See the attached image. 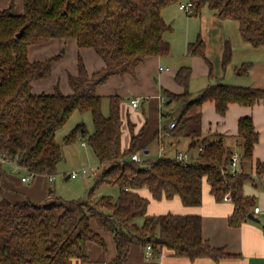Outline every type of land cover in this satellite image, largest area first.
Masks as SVG:
<instances>
[{
	"label": "trees",
	"instance_id": "16d2710c",
	"mask_svg": "<svg viewBox=\"0 0 264 264\" xmlns=\"http://www.w3.org/2000/svg\"><path fill=\"white\" fill-rule=\"evenodd\" d=\"M179 1L23 0V11L15 13L11 0L0 9V157L15 161L25 169L24 174L55 176L62 160L57 132L75 113L89 112L94 130L88 136V144L103 165L90 192L104 184H114L120 189L117 199L102 196L93 201L89 193L85 198L64 200L51 189L53 197L45 203H35L29 198L14 202L0 183V264H71L74 258L87 261L88 242L106 245L92 228V220L113 233L118 264H130L128 254L135 244L144 248L151 245L153 258H159L164 248L174 256L190 260L220 261L236 256L224 247L212 246L203 237L200 214H148L150 199L139 191L147 188L155 200L178 197L185 206L199 207L206 183L216 201L230 196L233 212L228 223L231 227L241 226L255 206L254 198L245 195L244 184L254 179L243 168L235 175L223 172L234 153L225 145L222 134L203 131L202 107L211 101L217 113L225 115L230 104L253 106L264 99V88L217 81L194 94L189 89L192 68L183 66L177 70L174 80L183 91L176 93L164 88L162 96L166 107L173 102L178 104V113L173 118L167 110L162 116L175 123L173 128L164 126V132L177 139H189L188 149L192 155L198 154L187 166L175 156L143 158V165L134 161L132 156L143 151L144 145H139L141 133H134V125L129 122L131 142L128 148L122 147V97L109 96V111L104 114V97L96 93L97 87L111 76L134 74L148 57L169 54L170 43L164 35L172 31V26L165 21L162 11ZM189 3L190 16H199L207 7L221 19L237 21L243 41L256 48L264 47V0H189ZM23 27L24 33L18 38L17 33ZM54 38H74L80 48L94 49L105 67L90 74L79 56L78 74L69 75L72 93L65 94L59 89L53 94H33L31 83L49 77L61 55L30 61L29 48ZM187 51L203 58L209 75H213V64L200 35L188 44ZM232 59L233 48L227 40L223 67ZM252 64L242 63L235 73L247 75ZM87 132L85 124L79 122L65 142L86 137ZM238 137L242 163L252 160L259 133L251 116L240 117ZM255 165V174L262 180L264 160ZM3 172L21 173L11 164H0V175ZM136 219H142V223Z\"/></svg>",
	"mask_w": 264,
	"mask_h": 264
},
{
	"label": "crops",
	"instance_id": "0c3cea01",
	"mask_svg": "<svg viewBox=\"0 0 264 264\" xmlns=\"http://www.w3.org/2000/svg\"><path fill=\"white\" fill-rule=\"evenodd\" d=\"M10 2L11 0H0V9L7 7ZM22 11L23 0H20L17 13H21ZM165 12H168V7L162 11V15L168 23L170 18L169 16L166 17L167 15L165 16ZM188 16L190 15L188 14ZM172 23H175V21L173 20V22H170L171 26ZM171 32H174L173 27ZM215 38L219 41L218 49L221 50L219 54L220 66L223 70H226V67L224 68L222 65V60L225 42L229 39H226L224 36L221 37L220 33L218 35L216 33ZM205 39L204 41L206 43L207 52L209 39ZM167 41L170 43L171 47L169 54L148 57L136 68L134 74L111 76L107 82L99 85L96 89V93L104 98H108L115 94H119L122 97L120 106L121 119L124 115L127 116L128 133L124 136L122 120L121 144L123 149L128 148L130 145V122L134 125V133H141L139 145H144V150L139 154L142 158V152L145 154H151L154 142H156L158 147L156 158L160 157V146L162 144L166 146V153L170 154L169 156H175L178 152L186 151L193 154V152L188 149L190 143L189 139H177L171 135H164V133H166L164 132V126L170 127L169 124L171 123V118L162 122L164 117L162 116L163 106H161L163 103V100L161 99L163 95L162 91L164 88L176 93H181L183 91V87L177 84L174 80L177 70L183 66H176V68L173 66L176 53L173 52L172 41ZM240 44L244 55H247L242 63L251 61L253 64L247 75H237L235 70L238 66H235L234 72H232L231 75L237 76L233 82L234 85L264 88V47L256 48L245 41ZM63 46H65V56L70 52L69 60H67L65 56L62 57L59 61L54 63L52 73L49 77L33 81L30 88L33 94H41L43 92L49 94L53 92L56 84L55 75L57 69L63 71L59 81L61 91L65 94L72 93V89L69 85V75L78 74L79 56H81L85 67L90 74L100 71L105 67L104 60L94 49L89 47L80 48L74 38H54L44 43L30 46L28 58L30 61L46 60L54 56V53L62 49ZM234 57L233 50V58ZM207 68L208 70L201 75L205 77L200 81L199 79H196L197 74H195L192 68V75L189 84V89L192 93L196 94L201 89L210 84H214L217 81L227 83V80L231 78V76L226 78V71H223L224 73L221 72L219 74H214V78L210 79V77H207L210 76L208 65ZM193 83L195 86V92L192 91ZM133 98L139 99L138 108H134L131 105V99ZM146 105L148 108L147 111H149L148 118L145 107ZM151 107L154 108L153 112L151 111ZM157 111L159 112L158 119L156 117ZM202 113L203 131L205 133L222 134L225 145L234 154H238L239 156L242 152V145L241 140L238 137V121L240 117L243 116L252 117L254 127L259 133V140L253 149V159L244 160L243 163L242 160H240L239 169L242 170L243 168L246 172H250L254 179L248 180L244 184L245 195L253 197L255 206H260L264 210V176L262 180L256 179L257 176L254 171L256 162L258 160H264V99H261L253 106L230 104L225 115L217 113L214 103L207 101L203 104ZM155 135H158L157 138H153ZM69 178V174H67L66 179ZM0 183L7 189V197L14 202L29 198L35 203H45L50 201L53 197L50 194L51 180L46 175H39L30 182L24 183L19 174L14 175L3 172L0 175ZM139 192L150 199L148 214L157 215L167 212L200 214L202 217L203 237L207 239L212 246L224 247L226 251L236 256L226 257L220 261H214L209 258L190 260L186 257L174 256L171 250L164 248L159 258L151 257L148 259L145 256V248L141 245L135 244L131 246L128 254V261L130 264H264V219L255 216L258 221L248 218V220L241 226L231 227L228 223V218L233 212V203L229 195L225 196L223 201L218 202L211 196L209 187L206 184L203 191L202 205L199 207H188L183 205L178 197H174L173 199L164 198L162 200H155L151 197L147 188H143ZM91 226L104 239L106 243L105 247L97 242L90 241L87 243L89 259L87 261H81L78 258H74L72 259L71 264H118L116 261L118 250L113 233L100 227L94 220L91 221Z\"/></svg>",
	"mask_w": 264,
	"mask_h": 264
},
{
	"label": "rangeland",
	"instance_id": "374dc122",
	"mask_svg": "<svg viewBox=\"0 0 264 264\" xmlns=\"http://www.w3.org/2000/svg\"><path fill=\"white\" fill-rule=\"evenodd\" d=\"M13 1L15 3L14 11L15 13H17L20 0H13ZM188 2L189 0H180L178 3L168 7V12H165V16L167 15L166 17L169 16L170 18V20L168 19L169 24L170 22H173V20L175 21V23H172L174 32L168 31L164 35L165 39L172 41L173 52L176 53L174 60L175 63L173 64V66H175V68L176 66L178 67L191 66L195 74H197L196 79H199L200 81L203 77H205V76H201L202 73L208 70L205 60L198 56H192L188 54L187 51L188 43L192 41L193 42L196 41L198 35H200L203 39L205 38L209 39L207 56L210 58L214 66L213 75L207 77L213 79L214 74L217 73L219 74L221 72L224 73L226 71L225 74L226 78H229L232 75V72H234L235 66L239 67L242 61L245 60L244 58L247 56L244 55L242 46L240 44L243 43V41L240 36L239 23L232 19H225V20L219 19L207 7H205L202 10V13L197 17L188 16V13L180 8L181 4H187ZM216 33L217 35L220 33L221 37L224 36L226 39H229L232 48L234 50L235 57L232 59L231 64H229L225 68L226 70H223L219 63V54L221 50L218 49L219 41L217 40V38H215ZM64 47L65 46H63L62 49H60L54 54L61 55V58L64 57L65 56ZM220 48H221V43H220ZM69 57H70V52L66 54L65 58L69 60ZM170 69L172 70L171 67ZM62 73L63 71H59V69L56 70L55 88L53 92L49 94H53L60 89L59 81H60V77L62 76ZM236 78L237 76L234 75L231 76V78L227 80V83L234 84L233 82ZM192 89H193L192 91L195 90L194 83ZM147 105L145 106L146 111L148 109ZM161 106H163L162 108L163 112L165 113L167 110L170 111L171 116L173 118L178 113L177 103L173 102L168 107H166L162 103ZM103 109H104V114H108L109 100L106 97L103 99ZM151 111L152 112L154 111L153 107H151ZM148 113L149 111H147V118H148ZM158 115L159 112L157 111L156 112L157 119H158ZM167 119L169 120L170 117L164 116L162 122ZM122 120H123L124 136H126L128 133L127 116L124 115ZM79 122H83L87 128L88 132L86 137L78 136L73 142L70 143L65 142V137L70 133V131H72L76 127V125ZM93 130H94V125L91 114L89 112L84 114L77 112L74 115H72L71 119L67 122V124L57 132L56 139L61 145L62 160L58 165V173L55 175V178L50 179L51 180L50 188L54 190L56 195L60 196L64 200L85 198L89 196V193L93 201L98 200L102 196H110L113 199H117L120 194L119 187L114 184H104L95 188L92 191V193L90 192L91 187L94 184V178L96 174L103 169V165L99 164L98 159L96 158L92 148L88 144V136L92 133ZM164 135L170 136L167 133H164ZM152 147L153 149L151 151V154H145L144 152L141 153L144 159L153 160L156 158V155L158 153V147L156 145V142H154ZM169 155L170 154L166 153V156ZM83 168L88 170L87 174H83L80 171L76 178L70 177V172L78 169L81 170ZM20 171H21L20 176L25 175L24 170H20ZM67 174H69L70 177L69 179H66ZM256 179L259 178L256 177ZM136 222L141 224L142 219H136Z\"/></svg>",
	"mask_w": 264,
	"mask_h": 264
},
{
	"label": "built area",
	"instance_id": "2783aa9c",
	"mask_svg": "<svg viewBox=\"0 0 264 264\" xmlns=\"http://www.w3.org/2000/svg\"><path fill=\"white\" fill-rule=\"evenodd\" d=\"M180 8L185 10L187 13L191 12L192 9V4L191 3H187V4H181ZM161 99L164 101L165 98L162 96ZM131 105L134 108H138L139 107V99L137 98H133L131 99ZM175 126V123L172 122L170 124V128H173ZM202 148H199V151H202ZM166 156V146L164 144H162L160 146V157ZM176 159L181 162L183 165L187 166L188 164H190L192 161H194L197 157L198 154L196 155H192L189 151L186 152H178L175 155ZM241 157L238 154H233V156L231 157V159L229 160L228 165H226V167L223 168V172L228 171L230 172L232 175H235L236 173H238L240 171L239 169V164H240V159ZM132 159L140 164H144V160L142 158V156L139 153H136L132 156ZM0 164L1 165H8L11 164V166H13V169H15L16 171H20V170H25L24 168L20 167L19 165H17V163L15 161H12L10 158H7L6 156H1L0 157ZM82 172L83 174H87L88 170L83 168V169H78V170H73L72 172H70V177L72 178H76L79 174V172ZM37 175L35 173H29L27 172V174H25L24 176L21 177L22 182L24 183H28L31 180H33L34 178H36ZM50 179H54L55 176H49ZM252 214L254 216H257L261 219H264V210L260 207V206H254L253 210H252ZM145 255L147 258H151L153 256L152 253V247L151 245H147L146 249H145Z\"/></svg>",
	"mask_w": 264,
	"mask_h": 264
},
{
	"label": "water",
	"instance_id": "95a60500",
	"mask_svg": "<svg viewBox=\"0 0 264 264\" xmlns=\"http://www.w3.org/2000/svg\"><path fill=\"white\" fill-rule=\"evenodd\" d=\"M24 30H25V28L23 27V28L17 33V37H18V38L22 37V35H23V33H24ZM248 218L253 219V220H257V221H258V219H257L252 213L249 214Z\"/></svg>",
	"mask_w": 264,
	"mask_h": 264
}]
</instances>
